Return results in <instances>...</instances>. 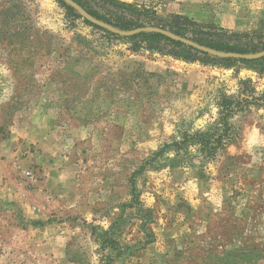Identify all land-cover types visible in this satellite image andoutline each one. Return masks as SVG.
<instances>
[{"label":"rangeland","instance_id":"obj_1","mask_svg":"<svg viewBox=\"0 0 264 264\" xmlns=\"http://www.w3.org/2000/svg\"><path fill=\"white\" fill-rule=\"evenodd\" d=\"M72 1L264 52L263 24L215 23L264 18V0ZM140 33L60 0H0V264H264V56L183 60ZM200 134L219 138L213 157Z\"/></svg>","mask_w":264,"mask_h":264},{"label":"trees","instance_id":"obj_2","mask_svg":"<svg viewBox=\"0 0 264 264\" xmlns=\"http://www.w3.org/2000/svg\"><path fill=\"white\" fill-rule=\"evenodd\" d=\"M78 4L80 5V3L78 2ZM70 13H72V15H76V13H73V11H71L69 9ZM89 12V11H88ZM89 14L94 17L95 19L99 20V21H103L104 23L112 26L115 29L118 30H122V31H129V30H133V29H137V27H135L134 25H131L129 21H126L124 19H118V20H112L110 18H104L103 16H99L96 15L95 13L89 12ZM176 34L179 35V33L175 32ZM143 37L145 39H147L149 42L152 43H162L164 46L170 47V49L173 51V56L178 57V58H182L183 60H188L189 56H182V55H178L176 54L177 52H175L174 50H179L183 53H186L187 55H195V54H202L204 55V58H207L206 53H203L201 51L198 50H193L192 47L186 46L185 44L181 43V42H177V41H173L159 33H155V32H144V33H140L134 37ZM207 47L213 48L215 50H220V49H216L215 47L206 45ZM234 50H229L228 52H231ZM238 53H246L245 50H238ZM182 56V57H181ZM214 60V59H213ZM262 60H264V57L262 58ZM226 63H235V60H230V59H226L223 60ZM245 62V61H242ZM197 140H199L198 144L197 141L193 142V145H198L200 148V151H204L206 153V158H210L213 157L215 155V150L219 147L220 145V140L219 138H214L213 135H209V134H204V135H197L196 137ZM185 144V141H181L175 144L176 147ZM160 152H162V150H160L158 153L155 154V156H158L159 154H161ZM38 225H40V223H37Z\"/></svg>","mask_w":264,"mask_h":264},{"label":"water","instance_id":"obj_3","mask_svg":"<svg viewBox=\"0 0 264 264\" xmlns=\"http://www.w3.org/2000/svg\"><path fill=\"white\" fill-rule=\"evenodd\" d=\"M63 3H65L67 6H69L70 8L74 9L77 13H79V15L86 20L87 22L91 23L92 25L107 30L109 32H111L112 34L118 35V36H122V37H129L132 36L134 34L140 33V32H155V33H159L167 38H170L174 41L177 42H181L189 47H192L198 51H201L203 53L209 54L211 56L214 57H219V58H226V59H249V60H253V59H258L260 57L264 56V52H260L257 54H253V55H241V54H234V53H222V52H218L215 50H211L209 48L197 45L187 39L181 38L179 36L174 35L173 33H170L168 31L159 29V28H152V27H145V28H139V29H135L133 31H129V32H124V31H120L117 30L115 28H113L112 26L101 22L97 19H95L94 17H92L90 14H88L85 10H83L77 3H75L72 0H60Z\"/></svg>","mask_w":264,"mask_h":264},{"label":"crops","instance_id":"obj_4","mask_svg":"<svg viewBox=\"0 0 264 264\" xmlns=\"http://www.w3.org/2000/svg\"><path fill=\"white\" fill-rule=\"evenodd\" d=\"M130 1H139V0H130ZM140 1H146V0H140ZM156 1L163 5L184 4L183 0H156ZM240 11L241 10L239 11L237 10L234 13L226 12L223 14H217L215 16V23H217L219 27L225 29H232V30H245V29H250L252 25L253 28H255L256 25L258 24L264 25V18L260 17L257 20L252 19V13L249 16H243V15L241 16Z\"/></svg>","mask_w":264,"mask_h":264}]
</instances>
